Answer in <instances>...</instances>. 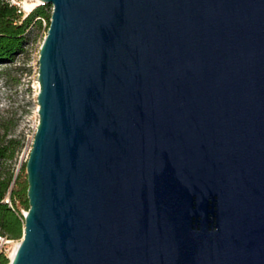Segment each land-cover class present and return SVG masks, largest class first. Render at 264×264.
Wrapping results in <instances>:
<instances>
[{
	"label": "water",
	"instance_id": "95a60500",
	"mask_svg": "<svg viewBox=\"0 0 264 264\" xmlns=\"http://www.w3.org/2000/svg\"><path fill=\"white\" fill-rule=\"evenodd\" d=\"M39 1L9 264H264V0Z\"/></svg>",
	"mask_w": 264,
	"mask_h": 264
},
{
	"label": "rangeland",
	"instance_id": "374dc122",
	"mask_svg": "<svg viewBox=\"0 0 264 264\" xmlns=\"http://www.w3.org/2000/svg\"><path fill=\"white\" fill-rule=\"evenodd\" d=\"M40 5V1L30 0L23 8L29 13ZM47 12L52 13L50 6ZM48 28L46 21H42L41 28L30 26L25 33L24 52L11 63L0 64V146L6 147L8 153H15L13 160L2 162L1 172L19 175L22 186L27 185L25 165L38 125V60ZM17 207L21 215L27 212L20 202ZM21 238L11 240L12 244L20 243ZM12 244L5 252L8 263Z\"/></svg>",
	"mask_w": 264,
	"mask_h": 264
},
{
	"label": "trees",
	"instance_id": "16d2710c",
	"mask_svg": "<svg viewBox=\"0 0 264 264\" xmlns=\"http://www.w3.org/2000/svg\"><path fill=\"white\" fill-rule=\"evenodd\" d=\"M51 13L47 6H38L27 16H23L16 8L0 0V64L11 63L18 54L24 52L26 44L25 33L30 26L41 28L42 21L49 26ZM15 153H8L6 147L0 146V234L8 240H19L22 234L23 216L17 203H21L28 210V201L25 199L27 185L22 186L19 175L1 172L2 162L13 160ZM9 197L12 208L2 203ZM0 264H9L4 255H0Z\"/></svg>",
	"mask_w": 264,
	"mask_h": 264
},
{
	"label": "built area",
	"instance_id": "2783aa9c",
	"mask_svg": "<svg viewBox=\"0 0 264 264\" xmlns=\"http://www.w3.org/2000/svg\"><path fill=\"white\" fill-rule=\"evenodd\" d=\"M3 1L8 5L16 8L20 13L23 14L24 17L30 13V12L29 13L25 12L23 8L24 3L30 0H3ZM2 203L7 204L9 207L12 208V204L8 196L3 199ZM12 242L13 241L8 240L7 237L0 234V255L5 256V252L7 248L12 244Z\"/></svg>",
	"mask_w": 264,
	"mask_h": 264
},
{
	"label": "bare ground",
	"instance_id": "6f19581e",
	"mask_svg": "<svg viewBox=\"0 0 264 264\" xmlns=\"http://www.w3.org/2000/svg\"><path fill=\"white\" fill-rule=\"evenodd\" d=\"M32 1H34V0H32ZM38 1H39V0H38ZM40 4H41V2H40ZM38 88H39V85H38ZM13 244H14V243H13ZM13 244H12V245H13ZM18 245H19V243H15V244H14V246H13V248H12V251H11V253H10V256H9L10 261L12 260V258H13V256H14V253H15V251H16Z\"/></svg>",
	"mask_w": 264,
	"mask_h": 264
}]
</instances>
